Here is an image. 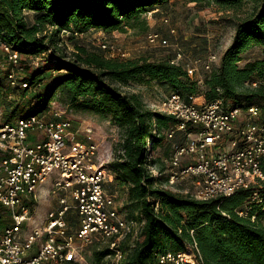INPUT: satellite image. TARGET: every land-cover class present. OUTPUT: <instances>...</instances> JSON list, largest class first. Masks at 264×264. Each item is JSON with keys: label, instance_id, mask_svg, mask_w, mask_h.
I'll list each match as a JSON object with an SVG mask.
<instances>
[{"label": "trees", "instance_id": "16d2710c", "mask_svg": "<svg viewBox=\"0 0 264 264\" xmlns=\"http://www.w3.org/2000/svg\"><path fill=\"white\" fill-rule=\"evenodd\" d=\"M170 1L0 0V39L24 56L16 73L19 82L28 87L9 88L30 91L34 102L42 107L32 112L21 111L11 99H6L10 95L5 92L0 108L6 119L13 121L41 113L49 100L59 94L69 107L108 117L117 126L121 133L120 155L108 170L115 188L125 193L126 218L144 221L124 264H159L157 254L183 252L193 243L197 244L203 264H264V181L228 198L211 201H196L163 188L167 177L160 174L165 166L160 158H153V152L157 147H170L168 132L179 121L147 109L139 95L119 90L136 78H145L162 82L172 93L183 94L187 99L193 96L198 83L187 75L184 64H171L172 53L155 61L145 56L107 58L99 47L98 52H90L73 43L74 37L92 31H146L148 25L142 14ZM179 1L237 16L232 41L219 65L204 75L205 101L201 103L220 100L226 109L258 107V123L264 127V87L244 85L264 81V0ZM246 6L248 11L237 15ZM61 32L71 37L75 52L70 59L60 55ZM253 48L258 50L259 57L241 66L244 54ZM34 59L38 63L32 67ZM43 82L46 83L41 89ZM156 165L159 175L154 177L147 166ZM254 193L256 200H252ZM9 223L8 211L0 206V234ZM107 253L104 249L97 256Z\"/></svg>", "mask_w": 264, "mask_h": 264}, {"label": "built area", "instance_id": "2783aa9c", "mask_svg": "<svg viewBox=\"0 0 264 264\" xmlns=\"http://www.w3.org/2000/svg\"><path fill=\"white\" fill-rule=\"evenodd\" d=\"M161 23L171 37L176 36L168 16ZM145 40L152 49L172 47L170 63H183L187 75L200 85L218 62L210 52L204 58L188 57L156 31L148 32ZM98 47L107 58L128 59L111 41L102 40ZM0 52L4 58L0 67L6 63L11 69L9 86L28 88L17 78L20 53L1 39ZM244 85L264 87V81ZM157 111L179 121L168 132V139L178 133L187 138L162 160L167 177L163 188L173 190L189 182L191 189L185 195L211 201L264 181V127L258 123V107L226 109L220 100L197 104L193 96L185 99L171 93ZM38 114L10 121L0 108V206L8 211L10 221L0 234V264H89L84 250L93 244L108 251L107 264H124L144 221L126 218L116 206L115 195L106 192L110 172L96 162L98 146L92 130L75 127L57 109L41 117ZM218 148L223 151L215 153ZM50 193L57 195V206L35 224L30 204ZM256 199L254 193L252 200ZM158 206L156 202L155 212ZM156 258L159 264H203L196 243L183 252L159 253Z\"/></svg>", "mask_w": 264, "mask_h": 264}, {"label": "rangeland", "instance_id": "374dc122", "mask_svg": "<svg viewBox=\"0 0 264 264\" xmlns=\"http://www.w3.org/2000/svg\"><path fill=\"white\" fill-rule=\"evenodd\" d=\"M249 6L243 8L237 15L241 16L248 11ZM173 10L162 12L159 8H155L145 14H142V18L146 20L148 29L146 31L140 29L130 30L127 29L124 32H113L111 34H105L102 31H92L85 35L74 37L73 43L81 47H85L90 52H98L99 43L102 40L113 42L116 46L120 47L129 58L138 57H150L151 60H161V58L168 55L171 52V48L167 49H152L146 44V34L150 31L159 32L161 35L167 37L172 45H177L182 49L188 57L191 58H204L209 52L215 54L218 59L224 52V49L229 44L236 17L234 14H218L212 8H198L192 4L179 3L177 6L172 7ZM157 10V12H156ZM159 14V16L155 15ZM155 15V16H154ZM168 16L170 19V27L175 29L176 36L171 37L168 33V27L162 25L161 21L163 16ZM50 31V30H49ZM49 33V32H48ZM62 43L60 49H63L60 55H65V59H70L71 55L75 52L73 43H70L71 38L69 33L59 34ZM52 54V53H51ZM53 55V54H52ZM259 52L256 48L247 52L243 56L241 66L245 61H253L257 58ZM248 58V59H245ZM1 61L4 59L0 52ZM20 59L23 60L24 56L20 55ZM4 62V61H2ZM38 60H32V67H35ZM11 69L4 63V66L0 67V100L3 94L6 92L11 96L14 107L19 106V109L24 112H32L41 109V103H35L32 93L21 92L19 90H11L9 88L7 75ZM201 72V70H200ZM48 82V81H46ZM43 82L41 89L45 86ZM192 83V80H191ZM119 87V86H118ZM122 93H135L139 95L140 99L144 103L147 109L157 111L159 103L170 93L174 92L168 85L158 82L149 81L145 78H136L134 81H130L127 85L119 87ZM204 88L198 84L195 88V93L192 94L197 104L204 102ZM183 95V94H181ZM186 95V94H185ZM51 109H57L71 118L75 127L78 128H90L93 133V138L98 146V152L96 162L98 165L108 170L109 164L120 155L119 141L121 139V133L116 125H114L108 117H102L99 115L80 112L69 107L64 101L61 100L59 94H55L52 97L46 108L37 115L41 117L48 113ZM171 140V145L168 148L157 147L153 152V158L158 160L163 165L162 160L168 157L178 145L183 144L187 138L182 134H176ZM148 147V144H147ZM222 148L215 150V153H221ZM149 157V156H147ZM154 177L158 176V166H147ZM110 172V171H109ZM111 182L106 184V192L115 195V203L117 208L122 214L127 215L125 210L126 196L120 189L115 188L113 183V175ZM163 178L166 176L165 169L160 174ZM48 186H50L48 184ZM163 187V186H162ZM113 188V189H112ZM49 188L46 187L45 191ZM191 189L189 182H184L177 185L172 191L173 193H179L185 195V192ZM61 194V193H60ZM57 195L48 194L42 196L37 202L30 204V210L32 212V219L35 224H40L46 217L48 211L57 206ZM31 226L32 223H31ZM129 247V243H125L123 248L126 250ZM104 250L102 245H89L85 248L84 253L89 264H107L108 260L106 256H97V253Z\"/></svg>", "mask_w": 264, "mask_h": 264}, {"label": "crops", "instance_id": "0c3cea01", "mask_svg": "<svg viewBox=\"0 0 264 264\" xmlns=\"http://www.w3.org/2000/svg\"><path fill=\"white\" fill-rule=\"evenodd\" d=\"M179 3H182V1H179V0H172V1H170L167 5H165V6H163V7H160L159 8V10H167V11H169V10H173L172 9V7L174 6H177ZM152 11V10H151ZM155 15H157V16H159V14H155ZM154 15V16H155ZM233 35H234V30H233V34H232V37H231V40H230V42H229V44L226 46V48L230 45V43H231V41H232V38H233ZM226 48L224 49V51L226 50ZM223 54V53H222ZM221 54V55H222ZM258 57H259V55H258ZM257 57V58H258ZM220 58H221V56L219 57V59H218V62L214 65V66H218L219 65V62H220ZM257 58H255V59H257ZM245 59H248V58H245ZM244 61V60H243ZM242 62V61H241ZM249 61H245L244 62V64L242 65V66H244V65H246V63H248ZM185 162H189L190 161V159H185L184 160ZM185 164H187V163H185ZM111 180H112V176L110 175L109 176V179H108V182H111ZM107 182V183H108ZM112 194V193H111ZM114 195V194H113Z\"/></svg>", "mask_w": 264, "mask_h": 264}]
</instances>
